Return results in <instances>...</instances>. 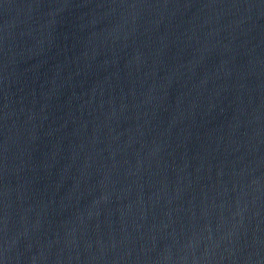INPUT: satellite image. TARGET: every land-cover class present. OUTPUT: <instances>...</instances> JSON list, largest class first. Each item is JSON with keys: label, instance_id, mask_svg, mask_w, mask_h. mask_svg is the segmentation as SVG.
I'll return each instance as SVG.
<instances>
[{"label": "water", "instance_id": "water-1", "mask_svg": "<svg viewBox=\"0 0 264 264\" xmlns=\"http://www.w3.org/2000/svg\"><path fill=\"white\" fill-rule=\"evenodd\" d=\"M0 264H264V0H0Z\"/></svg>", "mask_w": 264, "mask_h": 264}]
</instances>
